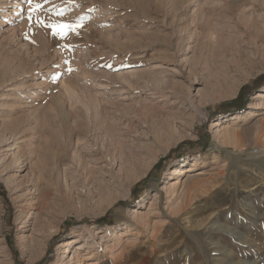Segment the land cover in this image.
I'll use <instances>...</instances> for the list:
<instances>
[{
    "label": "rangeland",
    "instance_id": "374dc122",
    "mask_svg": "<svg viewBox=\"0 0 264 264\" xmlns=\"http://www.w3.org/2000/svg\"><path fill=\"white\" fill-rule=\"evenodd\" d=\"M263 87L264 0H0V264H264Z\"/></svg>",
    "mask_w": 264,
    "mask_h": 264
},
{
    "label": "bare ground",
    "instance_id": "6f19581e",
    "mask_svg": "<svg viewBox=\"0 0 264 264\" xmlns=\"http://www.w3.org/2000/svg\"><path fill=\"white\" fill-rule=\"evenodd\" d=\"M213 31V30H212ZM210 34V36L208 35V37H210V38H214L213 36L215 35L213 32H210L209 33ZM130 87H132V88H134V87H136V86H138V85H129ZM148 87V86H147ZM146 87V88H147ZM121 88V87H120ZM138 88H140V87H138ZM263 94H264V87L260 90V91H258L257 92V95L254 97L255 99H256V103H255V106H257V105H260V104H262L263 103ZM96 101V100H95ZM98 102V101H97ZM94 104V106H93V108H94V110H96V113L98 114V107L100 106V104H98V103H93ZM92 105V104H91ZM252 106H254V105H252ZM146 107H141L140 106V108H137L136 110L138 111V112H140V113H146L147 112V110L145 109ZM250 110H252L253 109V107H250L249 108ZM129 110H131V111H133V112H135V108H134V106H133V108H129ZM128 110V111H129ZM127 112V111H126ZM125 112V114L126 115H128L127 113ZM253 112V111H252ZM117 113H118V111H117ZM123 113V112H122ZM248 113H251V111H249ZM97 114H95V116L97 115ZM251 114H253V113H251ZM99 115V114H98ZM98 115H97V117H98ZM110 115V114H109ZM114 115V114H113ZM112 115V116H113ZM119 115V114H118ZM125 115V116H126ZM111 116V120H112V122L113 123H106L105 121L104 122H102L103 121V119L105 118V116H104V118L102 119V125H99V128L102 126L103 128L105 127L106 129H108L109 130V133H108V135H109V142L112 144V146L113 147H115L116 145H118L119 143L118 142H120L119 141V139H117L116 137V134H118V133H116L117 132V127H116V125H117V123H118V121H121L122 119L120 118V116L116 119V115H114V117H112ZM167 116V121L164 123L167 127L170 125V124H172V119H174V116L173 115H170V114H167L166 115ZM241 117H242V115H241V113H235V114H232V115H230L229 116V119H227L226 121L228 122V124L229 125H234V124H237L238 123V121L241 119ZM109 118V117H108ZM100 122V121H99ZM108 122V121H107ZM129 122V121H128ZM164 122V121H163ZM123 124V123H122ZM98 125V124H97ZM216 125L217 124H212V126H214V127H216ZM127 126V125H126ZM118 127H119V125H118ZM130 127V126H129ZM99 130V129H98ZM226 132L228 131L229 132V130L226 128V130H225ZM164 132V129H161V132L159 133V135L160 134H162ZM218 132V134H220L221 132L220 131H217ZM227 132V133H228ZM116 133V134H115ZM119 138V137H118ZM118 140V141H117ZM108 142V141H107ZM123 148H125V147H123ZM114 150V149H113ZM81 151V150H80ZM119 153L117 154V156L119 155V162H120V170L123 172V171H126L127 169H129V167L132 165V161H135L136 160V157H137V155H136V157H133V156H131L129 153H127V154H125V152L123 151V150H117ZM126 151V150H125ZM90 152V151H89ZM97 152V151H96ZM132 152V151H131ZM116 155V154H115ZM78 156V155H77ZM85 156V155H84ZM135 156V155H134ZM76 157V156H75ZM80 157V156H79ZM78 162V164H80V162L79 161H77ZM76 162V163H77ZM65 164V163H64ZM85 165V164H84ZM83 165V167H85ZM57 166V164H55V167ZM59 166V165H58ZM56 167V172L55 173H52V180H53V183H52V193L53 192H59L60 191V189H59V187H58V182L61 180L60 178L61 177H67L66 175L68 174L67 172H66V169H64V171L62 170V167L60 168V167ZM71 166V165H70ZM197 166H198V158L197 157H194L192 160H191V164L189 165V166H180V168L179 167H173V168H171L170 170V172H169V178H174L175 177V180H173L172 182H170L169 183V187L170 188H175L179 183H180V180H179V177H187L188 175H189V173H192V172H195L198 168H197ZM54 167V168H55ZM64 168H65V166H63ZM132 167V166H131ZM59 168V169H58ZM77 168V167H76ZM68 169V168H67ZM87 169H89V168H87ZM86 169V170H87ZM55 171V170H54ZM79 171V170H78ZM82 171V170H81ZM87 172V171H86ZM143 172V171H142ZM141 172V173H142ZM92 173V172H91ZM145 174V173H144ZM87 175H89V174H87ZM42 175L40 174L39 176H38V178H37V183H36V185H38V186H40V184H41V177ZM141 176V175H140ZM140 176H137V177H135V178H133V177H131L130 179H129V182H133L135 179L137 180ZM129 178V177H128ZM63 179V178H62ZM199 179V178H198ZM197 179V180H198ZM61 187V186H60ZM107 187V186H106ZM51 188V187H50ZM104 189V188H103ZM106 189V188H105ZM104 189V190H105ZM46 192L44 193V192H42L40 189H38L37 190V195H38V197H40L41 196V199L42 200H46V195H47V193H48V191L47 190H49L47 187H46ZM46 194V195H45ZM104 196V195H103ZM105 197V196H104ZM178 200V199H177ZM37 202V201H36ZM36 204V203H35ZM42 204V201H41V203H40V205ZM111 204V201H108L107 202V205H110ZM44 205V204H43ZM135 218H138V219H141V217L142 216H137V215H135L134 216ZM24 218H26V217H24ZM22 219V215L21 216H19L18 217V220H21ZM144 219V218H143ZM23 221H22V224L23 225H21V228L23 227H26V223H27V221L26 220H24V219H22ZM143 222V221H142ZM141 222V223H142ZM69 234V233H68ZM75 236V234H74V232H71V234L70 235H68L67 237H65V239H70V238H73ZM30 242L32 243V242H34V239L32 238L31 240H30ZM40 245V244H39ZM79 245V244H78ZM71 246V243L70 242H66L65 243V246H64V248H63V252L61 253L62 254V256H61V259L59 260V262H61V263H63V264H81V259L79 258V256H78V252H77V250L79 249L78 247L76 248V249H74V250H72V248L70 249L69 247ZM40 253H42V252H40ZM32 255H30V257H29V260H33L34 258H35V260H36V258L37 257H34L33 256V253H31Z\"/></svg>",
    "mask_w": 264,
    "mask_h": 264
},
{
    "label": "snow or ice",
    "instance_id": "6c2138e0",
    "mask_svg": "<svg viewBox=\"0 0 264 264\" xmlns=\"http://www.w3.org/2000/svg\"><path fill=\"white\" fill-rule=\"evenodd\" d=\"M28 3L30 5H32L33 0H28ZM40 7H41L40 4H35L33 8L29 9V19H31L32 11H34L35 9H39ZM58 15H62V12L58 13ZM38 23H40V22L38 21ZM44 26L51 28L52 35L59 36L60 38H63L67 35L68 31H75L76 27H79L80 25L73 27L72 25H69V24L59 23V24H46ZM66 63H67V61H66ZM69 71H71V69H69Z\"/></svg>",
    "mask_w": 264,
    "mask_h": 264
}]
</instances>
